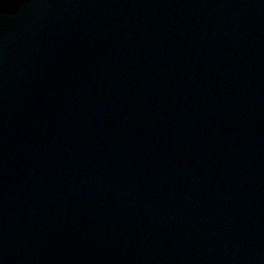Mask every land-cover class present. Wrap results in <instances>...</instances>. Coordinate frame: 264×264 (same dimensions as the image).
Returning <instances> with one entry per match:
<instances>
[{"label":"water","instance_id":"water-1","mask_svg":"<svg viewBox=\"0 0 264 264\" xmlns=\"http://www.w3.org/2000/svg\"><path fill=\"white\" fill-rule=\"evenodd\" d=\"M0 264H264V0H0Z\"/></svg>","mask_w":264,"mask_h":264}]
</instances>
